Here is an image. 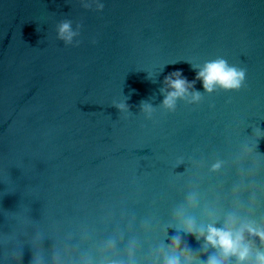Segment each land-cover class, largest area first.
I'll return each instance as SVG.
<instances>
[{
    "label": "water",
    "instance_id": "obj_1",
    "mask_svg": "<svg viewBox=\"0 0 264 264\" xmlns=\"http://www.w3.org/2000/svg\"><path fill=\"white\" fill-rule=\"evenodd\" d=\"M217 59L239 88L196 78ZM177 72L194 83L169 107ZM210 225L243 229L249 257ZM249 226L264 229V0H0V264H258Z\"/></svg>",
    "mask_w": 264,
    "mask_h": 264
},
{
    "label": "clouds",
    "instance_id": "obj_2",
    "mask_svg": "<svg viewBox=\"0 0 264 264\" xmlns=\"http://www.w3.org/2000/svg\"><path fill=\"white\" fill-rule=\"evenodd\" d=\"M60 32L62 36L65 33H69L70 37V24H62ZM175 75L181 78L174 80L171 79V76L165 78L170 82L171 87L175 89L164 101L169 107L174 105V100L177 96H182L187 91L186 85L194 83L188 81L186 77H182V73L180 72L175 73ZM244 76L245 73L243 70L230 67L224 59H217L208 62L205 67L197 73L196 78L202 79L204 88L211 91L217 84L228 89L239 88L244 80ZM198 95L197 93V98ZM248 231L253 235H259L261 240H264V229L257 230L249 226ZM206 239L212 245L218 246L226 257L235 255L240 261H244L249 257L250 247L244 243L243 229L234 233L231 230L220 229L210 225ZM257 262L258 264H264V252L257 253ZM174 264H178V262H174ZM208 264H222V262L216 259H210Z\"/></svg>",
    "mask_w": 264,
    "mask_h": 264
}]
</instances>
